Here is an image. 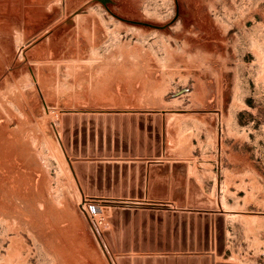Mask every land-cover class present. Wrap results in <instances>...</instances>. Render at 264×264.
Masks as SVG:
<instances>
[{
  "label": "rangeland",
  "instance_id": "rangeland-1",
  "mask_svg": "<svg viewBox=\"0 0 264 264\" xmlns=\"http://www.w3.org/2000/svg\"><path fill=\"white\" fill-rule=\"evenodd\" d=\"M0 206V264H264V0H0Z\"/></svg>",
  "mask_w": 264,
  "mask_h": 264
},
{
  "label": "bare ground",
  "instance_id": "bare-ground-1",
  "mask_svg": "<svg viewBox=\"0 0 264 264\" xmlns=\"http://www.w3.org/2000/svg\"><path fill=\"white\" fill-rule=\"evenodd\" d=\"M56 121V120H55ZM53 123H55V122H53ZM57 124V123H56ZM18 146V145H17ZM24 150V149H23ZM81 203V207H82V209H84V210H86L85 208H86V206L87 205H91V203L90 202H87V200L86 199H84L82 202H80ZM7 204V203H6ZM96 205V204H95ZM7 207V206H6ZM99 208V207H98ZM96 209V208H95ZM101 210V209H100ZM89 211V210H88ZM21 212V211H20ZM25 214V213H24ZM8 213L5 211V208H3L2 209V206H0V219L1 218H6V219H8ZM97 215V214H96ZM14 216V215H13ZM93 216V215H92ZM101 216V215H100ZM95 217V216H94ZM22 218V217H21ZM98 218V217H97ZM2 220H4V219H2ZM27 220V219H26ZM99 220V219H98ZM23 221V220H22ZM39 221V220H38ZM102 222H104L103 220H101ZM100 221V222H101ZM21 222V221H20ZM11 223V222H10ZM18 224H20V223H18ZM32 224V223H31ZM12 225V224H11ZM29 225V224H28ZM26 226V225H25ZM30 226V225H29ZM94 226V225H93ZM21 227H23L22 225H21ZM20 228V227H19ZM27 228H28V226H27ZM34 228V227H33ZM94 228H95V226H94ZM31 229V228H30ZM95 230H96V228H95ZM34 232V231H33ZM37 232V231H36ZM35 235H37V234H35ZM43 240V239H42ZM43 242V241H42ZM18 244V243H17ZM13 246H16V245H14L13 244ZM13 248V247H12ZM109 253V252H108ZM109 257V256H108ZM111 258V257H110ZM111 261V260H110ZM112 262V261H111Z\"/></svg>",
  "mask_w": 264,
  "mask_h": 264
},
{
  "label": "water",
  "instance_id": "water-1",
  "mask_svg": "<svg viewBox=\"0 0 264 264\" xmlns=\"http://www.w3.org/2000/svg\"><path fill=\"white\" fill-rule=\"evenodd\" d=\"M68 161L70 162V164H72L70 158H68ZM72 169H73V171H74L73 166H72ZM74 172H75V171H74ZM96 210H98V209H96ZM112 264H113V263H112Z\"/></svg>",
  "mask_w": 264,
  "mask_h": 264
},
{
  "label": "built area",
  "instance_id": "built-area-1",
  "mask_svg": "<svg viewBox=\"0 0 264 264\" xmlns=\"http://www.w3.org/2000/svg\"><path fill=\"white\" fill-rule=\"evenodd\" d=\"M95 211V210H94Z\"/></svg>",
  "mask_w": 264,
  "mask_h": 264
}]
</instances>
